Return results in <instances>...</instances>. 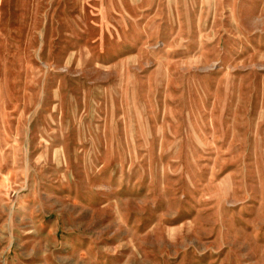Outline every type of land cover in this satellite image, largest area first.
I'll list each match as a JSON object with an SVG mask.
<instances>
[{
  "label": "rangeland",
  "instance_id": "374dc122",
  "mask_svg": "<svg viewBox=\"0 0 264 264\" xmlns=\"http://www.w3.org/2000/svg\"><path fill=\"white\" fill-rule=\"evenodd\" d=\"M0 264H264V0H0Z\"/></svg>",
  "mask_w": 264,
  "mask_h": 264
}]
</instances>
